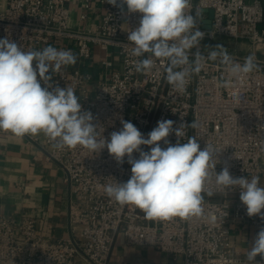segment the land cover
<instances>
[{"label": "built area", "instance_id": "built-area-1", "mask_svg": "<svg viewBox=\"0 0 264 264\" xmlns=\"http://www.w3.org/2000/svg\"><path fill=\"white\" fill-rule=\"evenodd\" d=\"M73 1L0 0V39L7 38L25 51L47 46L71 50L77 62L62 67L50 83L75 90L82 111L92 113L99 138L110 141L111 133L122 129V121L133 123L148 138L158 121H174L175 130L181 123L190 125L195 120L198 128H186L182 138L173 131L166 138L168 142L183 144L195 136L201 149L210 143L219 151L213 161L217 173L227 167L234 178L258 176L264 187V0H191L189 11L204 37L199 48L190 52V61L197 51L207 56L219 44L241 64L245 57L254 55L259 67L236 80L219 60L205 61L183 93L167 84L166 63L157 60L148 73L134 70L131 61L137 58L128 54V31L139 26L140 13H129L122 0H117L116 6L101 0V18L90 24L94 0H78L80 20L86 23L79 28L71 24ZM204 9L214 10L209 28L204 26L208 18ZM221 36L249 42L253 53L230 52L218 41ZM90 60L100 67L99 73L86 65ZM222 79L232 83L218 87ZM159 143L162 148L168 146ZM42 146L47 157L65 171L70 235L54 239L39 230L35 216L18 217L0 207V264H78L79 257L87 264H108L118 233L128 244L181 255L183 264H249L247 253L264 229V218L247 215L238 187L221 190L213 174L202 193L201 217L148 220L139 209L121 206L104 192V185L130 178L127 156L118 163L106 147L100 152L81 147L56 149L46 136ZM141 150L147 152L150 147L142 145ZM133 158L138 159L139 153L134 152ZM238 220L252 227L253 238L246 252L230 239L231 224ZM252 264H264V258L258 255Z\"/></svg>", "mask_w": 264, "mask_h": 264}, {"label": "clouds", "instance_id": "clouds-1", "mask_svg": "<svg viewBox=\"0 0 264 264\" xmlns=\"http://www.w3.org/2000/svg\"><path fill=\"white\" fill-rule=\"evenodd\" d=\"M106 2L117 5V0ZM122 3L129 13L141 14L139 26L128 31L131 45L128 54L137 58L131 61L134 70L148 73L157 60L166 63L165 80L176 92L186 91L190 77L202 71L205 61L219 60L236 80L259 67L254 55L245 57L241 64L219 44L207 56L197 51L190 61V52L199 48L204 37L196 28V17L189 11L191 0H122ZM76 62L71 50L47 46L25 51L7 38L0 39V131L17 138L43 133L54 148L61 150L81 147L100 152L106 147L118 163H123L127 156L130 178L124 183L104 185V192L121 206L139 209L148 220L201 217L202 193L213 174L221 190L239 188L240 200L249 217L264 218V187L260 186L258 176L234 178L227 167L217 173L213 161L219 151L210 143L201 149L195 136L183 144L168 142L166 138L173 131L182 138L186 128H198L195 120L190 125L181 123L175 130L174 121H158L148 138L133 123L122 121V129L112 132L110 141L99 138L92 113L82 111L75 90L68 86L53 87L50 83L52 75ZM231 83L232 80L222 79L217 86L228 87ZM161 141L168 146L162 148ZM142 145L149 146L150 151L141 150ZM134 152L139 153L138 159L133 158ZM258 255L264 258V229L247 253L249 264Z\"/></svg>", "mask_w": 264, "mask_h": 264}, {"label": "crops", "instance_id": "crops-1", "mask_svg": "<svg viewBox=\"0 0 264 264\" xmlns=\"http://www.w3.org/2000/svg\"><path fill=\"white\" fill-rule=\"evenodd\" d=\"M71 12L72 26L86 25L80 20L78 0L71 3ZM102 13L101 0H94L88 23H97ZM86 65L96 74L101 71L91 60ZM44 138L43 133L17 138L0 131V207L18 217L23 214L35 216L42 233L60 239L70 235V194L64 182V169L46 155L42 146ZM230 231L232 244L248 251L253 238L251 225L238 220L231 224ZM77 263L87 264L81 257ZM108 264H183V257L152 246L128 244L125 236L118 233Z\"/></svg>", "mask_w": 264, "mask_h": 264}, {"label": "rangeland", "instance_id": "rangeland-1", "mask_svg": "<svg viewBox=\"0 0 264 264\" xmlns=\"http://www.w3.org/2000/svg\"><path fill=\"white\" fill-rule=\"evenodd\" d=\"M218 41L224 42L226 46L230 49V52L239 55H249L253 53L254 46L247 41L236 40L234 38H228L226 36H221Z\"/></svg>", "mask_w": 264, "mask_h": 264}, {"label": "water", "instance_id": "water-1", "mask_svg": "<svg viewBox=\"0 0 264 264\" xmlns=\"http://www.w3.org/2000/svg\"><path fill=\"white\" fill-rule=\"evenodd\" d=\"M204 11L208 12V18L204 20V26L209 28L211 26V20L214 15V10L204 9Z\"/></svg>", "mask_w": 264, "mask_h": 264}]
</instances>
